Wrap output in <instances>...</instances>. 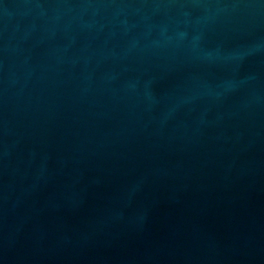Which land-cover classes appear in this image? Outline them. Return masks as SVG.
<instances>
[{"label": "water", "instance_id": "95a60500", "mask_svg": "<svg viewBox=\"0 0 264 264\" xmlns=\"http://www.w3.org/2000/svg\"><path fill=\"white\" fill-rule=\"evenodd\" d=\"M0 264H264V0H0Z\"/></svg>", "mask_w": 264, "mask_h": 264}]
</instances>
